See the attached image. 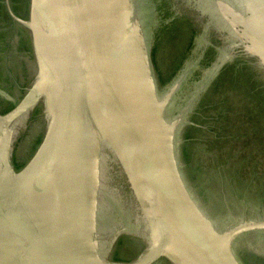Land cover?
Segmentation results:
<instances>
[{
  "label": "water",
  "instance_id": "95a60500",
  "mask_svg": "<svg viewBox=\"0 0 264 264\" xmlns=\"http://www.w3.org/2000/svg\"><path fill=\"white\" fill-rule=\"evenodd\" d=\"M157 4L28 0L26 20L11 12L30 35L36 76L24 97L0 113V264H151L160 258L243 264L236 255L240 241L264 232V217L237 219L230 211L218 226L183 179L175 134L185 114L169 115L172 87L158 95L149 59L150 32L161 17ZM180 4L195 12L204 33L225 31L239 46L236 54L249 55L264 71V0ZM37 101L45 109L43 133L16 168L15 120ZM111 170L125 178L147 226L140 228L146 248L130 261L106 258L111 235L103 207L105 198L115 202L106 184Z\"/></svg>",
  "mask_w": 264,
  "mask_h": 264
},
{
  "label": "flooded vegetation",
  "instance_id": "af4514ba",
  "mask_svg": "<svg viewBox=\"0 0 264 264\" xmlns=\"http://www.w3.org/2000/svg\"><path fill=\"white\" fill-rule=\"evenodd\" d=\"M156 9L159 18L165 10L160 4ZM11 12L26 20L28 0H0V113L24 97L36 76L30 35ZM176 16L164 23L165 13L150 32L149 59L158 95L172 87L169 115L185 114L175 134L183 179L218 226L229 221V211L237 219L264 217V71L249 55L236 54L238 48L231 45L227 35L217 30L207 35L199 20L180 16L176 22ZM181 75L180 84L173 89ZM210 75L191 110L185 113L183 108ZM44 124L42 101L33 103L15 120L12 160L16 168L32 153ZM115 176L111 183L115 184L116 197L126 201L124 207L132 209L133 218L138 217L122 175ZM115 201H107L103 207L109 216L105 227L113 222L107 232L111 238L106 258L130 261L146 248L147 239L137 230L140 224L127 222L125 228L115 225L123 204ZM110 206L117 215H112ZM246 248L239 244L236 249L243 264H264V254H253ZM151 264L171 263L160 258Z\"/></svg>",
  "mask_w": 264,
  "mask_h": 264
},
{
  "label": "rangeland",
  "instance_id": "374dc122",
  "mask_svg": "<svg viewBox=\"0 0 264 264\" xmlns=\"http://www.w3.org/2000/svg\"><path fill=\"white\" fill-rule=\"evenodd\" d=\"M162 1L164 0H159L158 2V7H159V4L161 5L162 7V10H165V12H163V14H161V16L163 17L164 14L166 13V17H171L172 15H177L176 18H175V21L176 22H180V18L181 17H188V18H192V17H195V12H193L192 10H190L189 8H185L182 4H180V1L179 0H166L164 2V4H162ZM186 15V16H185ZM181 16V17H180ZM206 18H208L207 15L203 14L202 15V18L201 20L202 21H206ZM213 28H215V26H213ZM216 29L219 31L218 27H216ZM213 31H216L212 28L208 29L207 30V35L208 34H212ZM220 32H224L226 33L225 31L221 30L219 31ZM227 34V33H226ZM224 36L226 37V35L224 34ZM227 37H229V39H231V41L233 42L231 45L232 46H235L236 48H239V46H237V42L230 36L227 34ZM239 43V42H238ZM240 44V43H239ZM237 54H241L243 55L242 53L238 52ZM247 55V54H246ZM248 56V55H247ZM250 57V56H249ZM253 62L255 63L256 61L250 57ZM116 171L114 170H111L109 172V174H107V186L109 188V198L113 199V197L118 201V204L120 203H123L122 206H121V212L118 213L117 211H115L111 206V213L113 216L117 215L118 213V216H117V222H115V225L117 226L118 224L121 225L123 228H125L127 226V222H132V223H136V224H140V228H144V230H147V226H144L143 223V218L141 217V213H140V210H139V207L137 205V202L135 201V197L134 195L132 194L129 186L127 185L126 181H125V178H123L122 176V181H123V184H124V189L125 191H127L128 193V196L130 197V199L132 200V205H135L136 206V209H137V213L135 212V210H133V212H135V214H139L138 217L135 216L133 218V214L131 213L132 212V209L130 208L129 211L126 207H124V202H126L125 200L122 201L121 199H118L116 197V193H115V184L112 182L111 183V179L115 178L116 176ZM108 177H110V180H108ZM114 189V192H113V189ZM120 201V202H119ZM116 202V201H115ZM104 203L106 204L107 203V200L106 198L104 199ZM131 206V205H130ZM109 209V208H108ZM117 223V224H116ZM104 224V223H103ZM106 225L108 226L107 229L110 227V222L106 223ZM140 228H137L138 231H144ZM106 230V233L108 232V230ZM112 229V227L110 228ZM142 233V232H140ZM108 235H111L110 233H108ZM240 244L246 246L247 248V251L249 249V251L253 254H264V232H256V233H251L248 235V237H245V239L242 241H240Z\"/></svg>",
  "mask_w": 264,
  "mask_h": 264
}]
</instances>
